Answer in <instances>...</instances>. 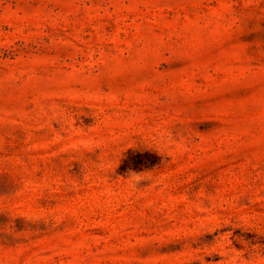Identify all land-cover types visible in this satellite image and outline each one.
I'll return each instance as SVG.
<instances>
[{
	"label": "rangeland",
	"instance_id": "rangeland-1",
	"mask_svg": "<svg viewBox=\"0 0 264 264\" xmlns=\"http://www.w3.org/2000/svg\"><path fill=\"white\" fill-rule=\"evenodd\" d=\"M0 264H264V0H0Z\"/></svg>",
	"mask_w": 264,
	"mask_h": 264
}]
</instances>
